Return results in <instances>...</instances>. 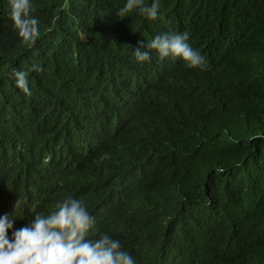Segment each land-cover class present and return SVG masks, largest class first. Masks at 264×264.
Here are the masks:
<instances>
[{"label":"trees","instance_id":"trees-1","mask_svg":"<svg viewBox=\"0 0 264 264\" xmlns=\"http://www.w3.org/2000/svg\"><path fill=\"white\" fill-rule=\"evenodd\" d=\"M126 3L30 0L33 44L0 0V212L31 226L72 198L95 218L85 239L107 234L135 264H264V0H158L155 20L119 16ZM165 32L187 33L206 65L137 61ZM110 86V106H86ZM79 127L99 146L55 183L6 173L27 179L41 136Z\"/></svg>","mask_w":264,"mask_h":264},{"label":"clouds","instance_id":"clouds-1","mask_svg":"<svg viewBox=\"0 0 264 264\" xmlns=\"http://www.w3.org/2000/svg\"><path fill=\"white\" fill-rule=\"evenodd\" d=\"M68 0H65V7ZM10 19L19 38L23 42L35 43L39 36V21L31 15L30 0H9ZM155 20L158 15V0H153L151 6H145L144 0H127L118 15L125 16L134 9ZM187 33L165 32L157 35L147 44V50L142 51L140 45L134 51L139 62L150 60L151 51L158 54V59H182L187 67L197 68L206 65L205 59L195 51L186 41ZM37 72L42 71L38 64L33 65ZM16 86L27 96L32 93L28 85V76L24 71H14ZM118 88L110 86L103 90H92L83 99L89 109L103 110L111 105L117 96ZM101 134L88 128L79 127L78 134H64L60 131L41 136L39 140V155L32 158L28 155L27 164L31 173L25 179L23 175L11 168L6 173L23 182L55 183L62 173L79 159L88 156L99 144L96 138ZM1 176V175H0ZM2 179H4L1 176ZM6 188V187H5ZM0 185V199L2 193L12 190ZM15 204V203H14ZM19 205L16 202L15 208ZM7 206L0 212V264H135L133 258L121 250L120 242L103 234L95 241L86 240V234L94 223L81 201L68 198L56 205L57 211L48 216L37 214L30 226V221L18 222L11 219V209Z\"/></svg>","mask_w":264,"mask_h":264}]
</instances>
